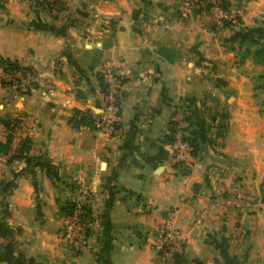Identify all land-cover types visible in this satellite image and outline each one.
Returning a JSON list of instances; mask_svg holds the SVG:
<instances>
[{
    "label": "crops",
    "instance_id": "crops-1",
    "mask_svg": "<svg viewBox=\"0 0 264 264\" xmlns=\"http://www.w3.org/2000/svg\"><path fill=\"white\" fill-rule=\"evenodd\" d=\"M179 1L0 6V73L15 65L19 83L0 81V131L21 113L31 155L0 167V264H171L154 250L168 209L181 230L180 264H264V154L256 146L263 130L256 115L249 134L233 120L234 112L253 111L256 44L244 34L264 31V21L257 26L264 0H240L239 25L219 40L194 16H179ZM101 65L121 76L124 90L112 138L69 120L101 99L89 78ZM182 97L191 99L198 144L190 166L174 162L167 137ZM226 108L234 117L222 135ZM237 176L252 199L246 209L226 206L216 192ZM73 180L95 215L79 253L58 231L61 194Z\"/></svg>",
    "mask_w": 264,
    "mask_h": 264
},
{
    "label": "built area",
    "instance_id": "built-area-1",
    "mask_svg": "<svg viewBox=\"0 0 264 264\" xmlns=\"http://www.w3.org/2000/svg\"><path fill=\"white\" fill-rule=\"evenodd\" d=\"M11 0H0V6L6 5ZM38 3H45L53 10H59L66 7L67 0H34ZM230 0H182L178 12L182 15H188L193 7L196 11L199 8L209 9L213 14L215 26L219 24L232 25L236 17L230 10L227 3ZM43 3V4H44ZM221 22V23H220ZM227 23V24H226ZM100 70L105 81V89L103 98L105 99V110L100 116H94L91 112L90 125L83 124L89 127L104 132L110 133L116 131L115 124L118 121V112L120 109V99L118 97L122 78L110 66L101 65L93 69L91 76L95 78V71ZM188 100L179 102V116L173 118L168 128L170 135L169 143L172 148V158L174 162L185 166H190L192 162L193 152L192 146L187 140V121L184 119L185 113L188 111ZM182 106V107H181ZM85 192V191H83ZM217 195L220 196L222 202L234 209L247 208L252 204V199L249 192L245 188L244 183L240 179H235L229 184L219 183L216 187ZM86 194L73 196L71 207L62 212V224L59 228V237L63 245L71 249L74 253H78L86 247V227H88L89 211L85 202ZM182 248L181 230L174 223L170 210L164 213V219L161 224L159 239L154 243V250L159 255L168 259L172 264L173 256L177 250ZM62 264H71L70 258H65Z\"/></svg>",
    "mask_w": 264,
    "mask_h": 264
},
{
    "label": "rangeland",
    "instance_id": "rangeland-1",
    "mask_svg": "<svg viewBox=\"0 0 264 264\" xmlns=\"http://www.w3.org/2000/svg\"><path fill=\"white\" fill-rule=\"evenodd\" d=\"M181 1L182 0L179 1V5H180ZM36 4L41 5L42 7L47 8L50 11L53 10L49 5H48L49 6L48 7L47 5L45 6L43 3H38V2H36ZM227 5L229 6V8L233 12V14H237V15H235L236 20L232 25H229L226 23L227 25L222 24V26H221L219 24L218 26H215L213 23L215 21V18H214L215 16L207 8L206 9L199 8L196 11L195 10L196 8L193 7L192 11L188 15L182 16L180 13H178V14H179V16H182V17L194 16L196 18V20L193 23L198 24L203 33H207V35L210 37V39L219 40L220 36L222 35V33L225 30H232L236 26H238L240 23L239 22L240 21L239 16H240V13L242 10V2L240 0H230V2L227 3ZM53 11H56V10H53ZM258 21L259 22H257V26H262V24H263L262 22L264 21V15L261 16ZM254 34H256L257 42H256V45H254V47H253V45L251 46V50H252V53L254 55V59L257 62L258 67H255L254 70L251 67V70L254 71V73H253V76H254L253 87L255 90V92L253 93L252 98H251V104H252L251 106L253 107V111L245 110L244 112H234L235 118H233V120H234V122L237 121V122L242 123V126L238 127L239 131L245 130V133H248V130H250L249 129L250 127H248V125L250 124V122L252 120L251 116L253 117L256 115L257 118L259 117V122L261 125L260 129L263 131L260 133L261 136H259V139L256 137L257 138L256 139L257 140L256 146L261 150V154H264V31L261 32V30H257ZM231 36H232V34H231ZM7 65H9V64H7ZM7 65L3 66L1 69L0 81H3L4 83L14 82V83L19 85L18 75H16V73L14 72L13 69L7 68ZM11 65L15 66L13 64H11ZM17 69H18V67H17ZM91 77L92 76H89L90 79L94 80V78H91ZM119 88H120V91H119L118 97L120 99L119 102L121 103V101L124 98V90H122L121 87H119ZM100 90H101V88H100ZM103 95H104V93L101 90V99L96 100L95 105L93 103L95 101L92 100L90 102V104H92V107L84 106L83 109L72 110L70 113V118H69L70 123H72V125L75 128L82 129L83 122L79 121V116H80L81 112H83L84 110H87V109H89L90 112L94 116H100L101 114H103V111L105 110V99L103 98ZM182 99L185 100V97H182ZM231 100H233V98H230V101ZM179 108H180V106L178 103L177 110H180ZM188 110H190V108H188ZM226 110L227 111L222 112L221 119L223 121H225L227 118L228 123H227V125L224 124V125L219 126V127L223 126L221 128L222 135L224 134L223 131H225V133H226V131H228V129H229L230 117H234L232 115L233 113L230 112V110H228V108H226ZM91 113H89V114L91 115ZM174 113H175V111L173 110L171 117L174 115ZM117 114H118L119 119L117 121V124H115L116 131H113V132L111 131L110 133H104V132L102 133L107 138H112V137H116L117 135H119L118 128L121 125L120 109H119V112ZM224 115H225V117H224ZM22 116L23 115L20 113L18 116L13 115L11 117H8L4 122V129L2 128L3 130L1 129V131H0V132H2L1 133L2 137L0 138V164H1L0 167H2L7 162L18 159L15 156H16V154H18L17 151L19 148L23 149L25 153L29 152L30 144L27 142V138L24 135L20 134V127L22 125H24L23 124L24 118ZM171 117L168 121V128H169L170 123L173 121V119ZM88 128H89V130H94L93 133H95V131L99 132L98 130L92 128V126H90ZM99 133H101V132H99ZM96 135L93 134V137H95ZM7 138L9 140V142H7ZM245 142H247V140H245ZM244 146L246 149L248 146V143L247 144L245 143ZM32 154H34V153H32ZM239 178H241V177L237 176L235 179H239ZM69 185H70V188H68L69 189V190H67L68 192L66 191V192H63L64 194H61L64 197V200H63L61 207L66 202H68L69 200H72L73 196H80L81 197L82 193L87 195V196H85V200L88 199V192L87 191L83 192V188H82L83 186H81V184H78L77 181H74L73 183L71 182V183H69ZM168 210H166V211H168ZM60 211H61V209H60ZM89 213L90 214L92 213V216L95 219V215L93 214L92 207L89 208ZM58 231H59V229H58ZM89 233H91L90 229H88V232H86V237ZM85 249H86V247L79 252H83Z\"/></svg>",
    "mask_w": 264,
    "mask_h": 264
},
{
    "label": "trees",
    "instance_id": "trees-1",
    "mask_svg": "<svg viewBox=\"0 0 264 264\" xmlns=\"http://www.w3.org/2000/svg\"><path fill=\"white\" fill-rule=\"evenodd\" d=\"M44 5L45 6L47 5L46 2L44 3ZM244 39L246 41H248L250 44H256V42H257V37H256V34H254V33H245ZM7 68H11L14 70L15 66H12L11 64H9V65H7ZM95 79L98 81L99 86H100L101 90L103 91L105 89L106 84H105V81L103 79V75H102L100 70L95 71ZM185 99L188 100V102H189L188 108H190V104L192 103L190 97H185ZM89 113H90L89 109L81 112L80 116H79V121H82L83 124L90 125L89 121H90L91 115ZM184 119L187 121L186 128H187L188 134H187L186 138L189 141L190 145L192 146L193 154H195L197 147H198V144H197V138L195 135V127L193 126L192 120L190 119V116H189V110L187 111V113H185ZM167 135H168L167 137L169 140L170 139L169 133ZM7 142H9L8 138H7ZM17 153L18 154H16V156H15L16 158L24 159L26 161V163L30 161L31 155H28L27 152L25 153L23 149L19 148ZM71 204H72V200H69L68 202H66L61 207V211L64 212V211L68 210L71 207ZM88 211H89V208H88ZM86 229H87L86 232H88V227H86ZM182 258H183V248H181L180 250H177L175 252V254L173 256L172 264H180L182 261Z\"/></svg>",
    "mask_w": 264,
    "mask_h": 264
}]
</instances>
